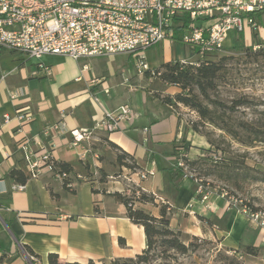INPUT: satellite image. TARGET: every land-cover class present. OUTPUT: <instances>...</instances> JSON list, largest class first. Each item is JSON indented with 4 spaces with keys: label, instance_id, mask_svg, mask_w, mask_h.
Here are the masks:
<instances>
[{
    "label": "crops",
    "instance_id": "crops-1",
    "mask_svg": "<svg viewBox=\"0 0 264 264\" xmlns=\"http://www.w3.org/2000/svg\"><path fill=\"white\" fill-rule=\"evenodd\" d=\"M254 20L257 30L248 28L229 34H238L237 40L246 47L263 45L264 14L254 15ZM246 31L249 38L244 36ZM177 36V40L169 41L180 42V34ZM189 52L197 61L196 53L192 49ZM117 56L108 62L100 59L103 57L81 60L87 63L80 69L78 61L68 57L35 60L0 48V264H48L51 254L57 255L61 264H111L116 259L141 255L147 248L144 228L128 218L127 208L114 196L129 187L123 178L129 174L128 169L121 170L117 165L119 150L133 159L139 171L155 172L140 182L133 177L139 183L137 189L154 198V202L137 204L138 209L160 218L163 199L172 207L170 227L181 232L187 243L193 238L211 237L219 241L221 248L233 252L253 246L259 249V255L249 257L250 261L264 264L262 228L217 196L202 204L192 180L182 177L169 182L183 133L179 114L164 104L163 98L174 97L181 90L148 73L139 77L130 55H125L130 65L123 66L119 83L106 85L108 78L116 74L112 64L117 63ZM59 59L69 65L70 71L51 65ZM39 63L49 67L52 74L46 75ZM162 64L150 66L154 70ZM92 70L99 76L83 84L85 74ZM125 105L134 112L133 124L113 134L95 131L92 139L81 146L71 144L70 134L52 130L58 123L68 130H92L107 112ZM18 114L32 118L21 123ZM6 115L10 117L8 122ZM23 143L35 151L40 144L57 163L70 165V189L47 171L31 179ZM193 146L190 157L199 156L200 151ZM13 171L23 172L27 182L13 180ZM117 174L122 177L111 181L110 177ZM102 175L107 182H100ZM15 185H23L24 189L15 190Z\"/></svg>",
    "mask_w": 264,
    "mask_h": 264
},
{
    "label": "built area",
    "instance_id": "built-area-1",
    "mask_svg": "<svg viewBox=\"0 0 264 264\" xmlns=\"http://www.w3.org/2000/svg\"><path fill=\"white\" fill-rule=\"evenodd\" d=\"M258 13H264V0H0V48L23 53L35 60L64 56L81 61L125 54L134 59L137 75L142 77L148 73L156 77L160 74L145 58L150 49L164 41L177 40L179 33V41L196 53L197 64L201 59L222 52L231 31L257 30L254 15ZM261 50L264 51V44L253 47V52ZM39 67L46 75L52 74L45 64L39 63ZM4 118L6 122L10 120L8 115ZM31 118L30 115H17L21 123ZM133 122L134 112L125 105L107 112L92 130H68L63 123L54 125L52 130L70 134L71 144L81 146L92 139L95 131L113 134ZM38 147L35 151L28 143L21 145L30 178L38 179L47 171L64 184L70 175L60 171L51 152L40 144ZM190 158L188 153H180L177 167L183 170L184 179L194 182L202 204L216 195L225 200L229 208L237 209L264 230L263 212L252 211L225 189L217 191L196 178L186 164ZM128 173L123 176L129 184L127 195L140 187L138 182L155 175L154 171L128 170ZM121 177H110V180ZM14 189L23 190L24 186L15 185ZM140 191L137 190L136 196ZM160 202L167 205L163 199Z\"/></svg>",
    "mask_w": 264,
    "mask_h": 264
},
{
    "label": "rangeland",
    "instance_id": "rangeland-1",
    "mask_svg": "<svg viewBox=\"0 0 264 264\" xmlns=\"http://www.w3.org/2000/svg\"><path fill=\"white\" fill-rule=\"evenodd\" d=\"M248 34V31L244 33L245 38H249ZM237 38L238 34H228L226 47L222 52L202 59L204 63L221 62L226 67V73L217 83V87L211 93V97L228 105L239 97H247L253 103V107L239 108L232 115V120L236 123L246 121L264 126V58H255V53L246 52V48L252 49V47H246ZM261 40L264 39L262 38ZM189 49L188 46L181 42L173 44L167 40L146 52V62L149 66L176 62L195 63L196 59L191 58ZM117 57V63L112 64L116 74L108 78L106 83L108 86H114L119 83V75L124 69L123 66L126 65L128 68L130 65L125 55ZM111 58L103 57L100 59L108 62ZM84 63L87 62L78 61L80 69H82ZM51 65L58 69L64 68L70 71L69 65L61 59L52 62ZM162 65L157 69L154 68L160 76L152 77L153 79H161V74L165 71ZM43 74L44 71H41L40 75ZM98 76L99 73L97 71H88L84 76L83 84L87 79ZM174 108L181 119L182 133L185 127L191 128L197 124L200 133L208 135L219 147V150H214L218 151L216 153L217 157L219 156L227 161L230 159L234 163L230 168L226 166L228 165L227 161L225 165L221 164L214 167L212 169L214 174L210 176H206L205 173L199 171H191V173L217 191L225 189L235 196L236 199L244 201L252 211L264 213V183L254 180V177L258 175L256 171H264V143L246 147L213 126L201 124L200 117L196 111L182 105H177ZM201 134L190 131L188 135L192 144L191 149L195 148L193 145H196V149L200 151V154L203 153L201 149H210L211 147L207 138ZM198 157L194 154L191 155L192 160H196ZM188 243L192 247L187 254H179L166 247L155 249L152 253L153 260L148 264H252L248 256L236 255L232 251L221 248L219 241L211 237L199 238Z\"/></svg>",
    "mask_w": 264,
    "mask_h": 264
},
{
    "label": "trees",
    "instance_id": "trees-1",
    "mask_svg": "<svg viewBox=\"0 0 264 264\" xmlns=\"http://www.w3.org/2000/svg\"><path fill=\"white\" fill-rule=\"evenodd\" d=\"M245 51L253 52V48H246ZM253 53H255V58H264L263 50ZM198 62V65L196 63L183 64L182 62L166 63L162 65V68L165 69V71L161 74L160 80L164 84L177 87L181 90V92L174 97L163 98V103L171 107L182 105L196 111L200 117L201 124L213 126L214 128L228 134L238 143L246 147H253L257 143H264V126L246 121L236 123L232 120V115L237 112L239 108L253 107V103L247 97H239L238 99L233 100L230 105L214 100L211 97V93L216 89L217 83L226 73L225 65L221 62L204 63L202 59ZM190 131H193L196 134H201L197 124L193 125L191 128L185 127L180 146L176 149L177 161L180 153L186 152L189 154L191 150L192 144L188 140ZM202 136L207 138V141L211 146L210 149H201L203 153L200 154L196 160H192L191 158L188 159L186 164L190 172L199 171L205 173L206 176H210L214 174V171L212 170L214 167L221 164L225 165L227 160L219 156L217 157L216 153L218 151L214 150H219V147L213 139H211L208 135ZM227 163L228 165L226 166L228 168L234 164L230 159H228ZM117 165L121 168V170L123 168L131 171L138 170V167L133 162V159L128 154L120 150L117 157ZM57 167L60 171L71 175L72 168L70 165L66 163H57ZM256 172L258 175L254 177V180L264 183V171ZM119 175L120 174H117L116 176ZM10 177L16 182L22 184H25L28 180V177H26L21 171L11 172ZM182 177L183 170L178 168L176 163V167L168 174L169 182L174 183ZM100 182H107V177L102 175ZM63 185L67 190L70 189L71 182L69 181V178ZM137 190L138 189H132V193L130 195L126 194L127 190H124L123 192L115 193L114 196L127 208L128 218L134 224L144 228L147 248L141 255H138L135 258L116 259L112 261L111 264H148L151 260H153V251L160 247H166L179 254L189 253L192 245L183 239L181 232L175 231L170 227V215L172 212L171 205L169 203H167V205L162 204L161 217L156 218L136 207L139 203L154 202L153 197H148L142 191H140L139 196H136ZM94 193H96V191H94ZM198 239L199 238H193L192 240ZM24 249L30 256L38 259V257L34 255L28 247H24ZM235 253L236 255L241 256L246 255L248 257H258L259 249L253 246L242 247L239 251H235ZM48 264L61 263L59 262L57 255L51 254L48 258ZM88 264L95 263L90 261Z\"/></svg>",
    "mask_w": 264,
    "mask_h": 264
}]
</instances>
